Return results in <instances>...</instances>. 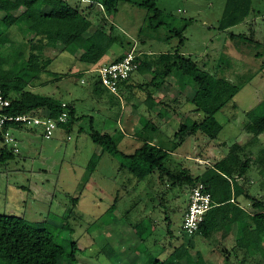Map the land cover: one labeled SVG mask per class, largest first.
Returning a JSON list of instances; mask_svg holds the SVG:
<instances>
[{"label":"rangeland","instance_id":"obj_1","mask_svg":"<svg viewBox=\"0 0 264 264\" xmlns=\"http://www.w3.org/2000/svg\"><path fill=\"white\" fill-rule=\"evenodd\" d=\"M40 1L47 10L62 8L65 0ZM66 1L72 7L87 9L97 0ZM140 1L119 0L118 10L112 12L101 3L95 4L92 20L97 26L106 24L107 29L115 25V32L125 40L124 46L116 43L111 48L116 55L134 49L141 57L147 55L142 51L153 52L149 56L155 58L162 52L180 50L198 63L200 70L190 69L195 77L209 71L242 83L241 90L216 114L223 129L214 139L198 132L177 144L175 133L181 117L188 123L194 117L182 110L184 104L193 107L187 103L195 91L191 73H173L168 78L172 83L161 91L164 96H154L155 101H148L153 107L146 109L148 92L154 91L151 84L119 87L118 93L101 84L95 87L91 79L96 72L77 74L94 66L61 52L60 43L46 50L48 56L60 53L32 82L36 86L31 89L73 104L72 128L59 127L51 137H46L40 126L12 131L18 152L11 158L0 157V213L46 228L68 251L77 247L78 264H144L148 256L164 258L170 252L186 255L189 241L196 244L190 252L193 264H225V255L238 264L243 251H231L223 233L207 237L184 230L192 186L168 188L158 171L139 180L122 167L124 159L116 150L132 153L145 138L159 144L164 138L171 148L170 168L178 170L184 165L198 175L208 164L197 162L196 156L202 154L213 163L224 157L233 143L244 142L242 157L251 158L248 176L252 182L244 176L241 183L251 193H264L260 171L264 132L251 141L252 133L245 126L247 111L264 98V0H253L254 11L248 20L227 30L218 28L226 0H157L163 23L154 29L150 24L152 11L138 6ZM174 29H182L183 34H174ZM231 33L237 36L232 38ZM60 38L64 43L69 40L66 35ZM10 39L29 54L28 38L17 26L11 28ZM150 75L146 77L150 79ZM184 88L190 90L183 92ZM37 112L47 115L45 109ZM92 126L109 133L115 146L95 143L89 135ZM3 145L0 141V150ZM8 148L12 150V144ZM141 222L144 226L137 227ZM0 264L7 263L2 259Z\"/></svg>","mask_w":264,"mask_h":264},{"label":"trees","instance_id":"obj_2","mask_svg":"<svg viewBox=\"0 0 264 264\" xmlns=\"http://www.w3.org/2000/svg\"><path fill=\"white\" fill-rule=\"evenodd\" d=\"M118 2L119 0H103L100 3L107 8V11L112 12L118 10L116 6ZM100 3L98 0L93 1L87 9H81L72 7L65 0L62 8L46 10L40 0H0V85L5 94L11 98V113L37 112L45 109L46 116L54 117L63 110V101L59 102L51 95L31 89L36 86L32 82L48 70L54 56L57 57L60 53L48 56L47 49L57 48L63 43L61 52L67 51L78 61L95 67L102 63L103 57L116 43L125 45V40L115 32L113 23L107 29L106 24L97 26L92 20L95 4ZM136 4L149 12L152 11L150 24L153 29L161 26L163 21L160 17L163 10L158 6L157 0H142ZM253 11V0H226L223 13L218 19V28L227 30L239 25L248 20ZM13 26H17L27 36L30 45L28 55L20 45L16 46L12 43L10 32ZM182 29H174V34L182 35ZM61 35L69 38L67 43L62 42ZM230 36L234 38L237 34L231 33ZM8 51L10 52L7 53ZM123 56L124 53L115 60ZM137 60L140 62L139 70L146 69L151 72L150 84L154 88H159L168 81L173 73L180 75L184 73L183 71L191 73L190 69L200 70L198 63L180 50L162 52L155 58L148 55L141 57L139 54ZM94 67H87L77 74L86 76L90 71L96 72L92 70ZM94 77L95 79L91 80L95 87L103 85L97 72ZM194 80L196 88L192 97L188 98V102L202 111L205 117L190 125L181 124L175 133L177 144H181L187 137L198 132L212 139L216 138L223 129V124L218 121L216 114L234 98L243 85L209 71L204 72L201 78L194 77ZM147 97L151 98L152 92L149 91ZM67 109L68 121L62 128L70 131L75 109L71 103H67ZM247 115L249 121L245 126L252 133L251 139L258 138L264 132V98L250 108ZM8 127L10 126L7 125L6 128ZM20 128L22 126L16 124L12 131ZM89 135L97 144L109 143L115 146L109 133H103L93 126ZM0 141L3 142L1 132ZM245 144L233 143L224 157L208 165L198 175L184 165L178 170L170 168L167 162L172 154L171 150L155 143L153 139H143L141 145L132 153L119 150H116V153L122 154L124 159L122 167L139 180L158 171L161 182L168 188L194 187L199 182H204L213 195L214 206L206 213L204 221L193 235L201 234L208 237L213 232L233 227L238 240L242 243L240 247L244 248L238 264H260L264 261V201L250 194L249 190L235 180L231 181L236 175H246L250 168V158L242 157ZM0 151L1 159L15 155L8 145H3ZM260 161L262 165L260 171L264 176V157ZM244 193L252 201L254 208L252 212L232 201L233 196L236 198ZM138 226H144V222L139 223ZM150 234L151 232H148L147 235ZM195 248L196 244L189 241L186 255L177 256L170 252L164 258L158 255L148 256L144 264H193L190 252ZM77 250V247H73L68 251L44 227L33 225L17 215L0 213V260L4 259L7 264H78ZM226 263L235 264L228 255H225Z\"/></svg>","mask_w":264,"mask_h":264},{"label":"built area","instance_id":"obj_3","mask_svg":"<svg viewBox=\"0 0 264 264\" xmlns=\"http://www.w3.org/2000/svg\"><path fill=\"white\" fill-rule=\"evenodd\" d=\"M138 55L134 49H131L118 60L98 64L94 71L98 73L101 83L106 88L118 93L120 84L127 81L131 74L138 69L140 65L137 60ZM62 106L63 110L54 117L42 116L34 111L11 113V98L5 94L3 87L0 85V132L3 136L4 145L12 144V150L18 152L17 139L12 132L13 126L16 124L22 127L40 126L43 128L46 137L53 136L55 131L68 121L69 111L67 103L63 101ZM7 125L10 127L6 128ZM213 206V195L204 182H199L192 187L189 203L184 214V230L189 234L197 231L204 221L206 213Z\"/></svg>","mask_w":264,"mask_h":264},{"label":"crops","instance_id":"obj_4","mask_svg":"<svg viewBox=\"0 0 264 264\" xmlns=\"http://www.w3.org/2000/svg\"><path fill=\"white\" fill-rule=\"evenodd\" d=\"M144 54H147L148 56L149 55H152L153 54V52L151 53V52H148V51H142ZM180 52H182V53H184L183 51H180ZM121 54H123V53H118L117 55L115 54V51H111V49L108 51V53L103 57V59H102V62H107V61H114L119 55H121ZM160 54V53H159ZM185 54V53H184ZM186 55V54H185ZM150 57V56H149ZM149 70H146V71H143V70H136L135 71V73H134V76H133V74H132V76L130 77V79H128V81H126L124 84H122L121 86H120V88H123V89H126V88H130L131 87V89L134 87V86H138V87H142L143 88V85H145V86H147L148 84H150V80H151V78H152V75H150V74H148L147 72H148ZM143 72V73H142ZM147 73V74H146ZM183 74V73H182ZM188 74V73H187ZM191 74H192V79H193V82H194V85H195V88H196V81L194 80V77L196 76L195 75V72L194 71H192L191 72ZM191 74H188V76H191ZM198 74V73H197ZM148 75H150L151 76V78L150 79H148V77H146V76H148ZM194 75V76H193ZM137 78L138 79V81H136V82H134V78ZM170 83H172V82H169V81H166L164 84H162L159 88H154V91H150V92H152V97L150 98H147V99H145V101L146 102H144V105L146 106V109H148V108H152L153 106L149 103V102H153V101H155V99H154V96L155 97H162V96H164V94L163 93H161V91L163 90V88H165V87H167L168 86V84H170ZM142 84V85H141ZM153 86V85H152ZM188 90H190V89H183L182 91L184 92H186V91H188ZM162 94V95H161ZM157 100V102H159L160 101V99L159 98H157L156 99ZM149 101V102H148ZM181 103H183L184 104V102L182 101ZM187 103H189V102H187ZM137 104L138 103H133V105L136 107L137 106ZM183 104H181V106L183 105ZM185 106L183 107L182 106V110L185 112L186 111V114L188 115H191V114H194V117L192 118L193 119V121L192 122H189L188 123V121H185L184 119H186V118H182L181 117V123L180 124H187V125H190V124H192L194 121H201L205 116V114L202 112V111H199V110H197L196 109V107H195V105L194 104H192L193 105V107H190L189 105H187V104H184ZM189 106V107H188ZM160 114H162V112H159ZM177 115V114H176ZM161 116V115H160ZM165 116V115H164ZM163 117V116H162ZM179 118H180V116H179ZM24 127H22V128H20V129H23ZM263 133V132H262ZM261 133V134H262ZM195 135H197V134H195ZM148 139H151V138H148ZM257 138H255V140H256ZM168 140V139H167ZM253 139H251V141H252ZM154 141V140H153ZM161 142V144L160 145H162V146H164V147H166V148H168V149H170L171 150V148H169L168 147V143H167V141L166 140H164V138H162L161 140H160ZM155 143H158V142H155ZM242 143V142H241ZM244 143V142H243ZM159 144V143H158ZM249 158H250V156H249ZM198 160V161H197ZM196 161L197 162H204V163H207L208 165H210L211 164V161H209L207 158H203V156H202V154H201V156L199 155V156H196ZM250 163H251V158H250ZM191 168V167H190ZM250 169V168H249ZM248 173H249V170H248ZM248 173L246 174V175H236L235 176V178L232 180L231 179V181H233L234 182V180L236 181V182H238L239 184H241L242 185V183H241V179H243L244 178V176H246L247 178H246V180L247 179H250L251 177H249L248 176ZM251 180V182H252V179H250ZM248 186H250L249 185V182L247 183V187ZM247 190H249L248 188H247ZM249 193L250 194H252V195H254V196H256V197H258V198H260V199H262L263 201H264V199L263 198H261L260 197V195L261 196H264V193H263V191H260V192H258L257 193V195L256 194H254V193H251L250 191H249ZM232 201H235V202H237V203H239L243 208H245L247 211H249V212H252V211H254V208H253V206H252V201H251V199H249L247 196H246V194L244 193V194H242V195H240L239 197H236V198H234V196H233V200ZM223 233V236L226 238V241L227 242H229L228 244H230V246H229V248L231 249V251H237L238 249H241L242 251H243V247H240V246H242L241 244V241L240 240H238V236H237V233H236V230H235V228H233V227H226V228H224V229H221L220 231H218L217 233ZM239 246V247H238ZM241 251V252H242ZM225 262V261H224ZM223 262V263H224Z\"/></svg>","mask_w":264,"mask_h":264}]
</instances>
